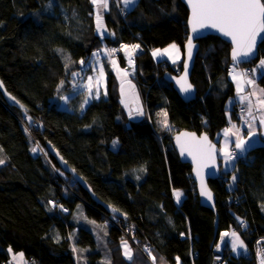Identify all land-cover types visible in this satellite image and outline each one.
Wrapping results in <instances>:
<instances>
[{"label": "trees", "instance_id": "16d2710c", "mask_svg": "<svg viewBox=\"0 0 264 264\" xmlns=\"http://www.w3.org/2000/svg\"><path fill=\"white\" fill-rule=\"evenodd\" d=\"M121 7L111 2L103 14L109 30L105 36L97 32L92 0H0V79L24 106L9 105L0 93V264H10L11 253H21L29 264H78L79 247L90 250L87 264H99L102 254L94 233L73 221L78 203L86 217L105 228L113 264L121 263L119 243L126 237L158 262L176 264L178 257L180 264H211L212 244L232 227L245 243L246 256H229V264H254L253 243L264 237L263 136L236 160L230 171L236 173L233 188L221 172L209 180L216 235L214 213L200 205L191 166L180 161L172 143L180 129L205 131L213 140L230 121L236 122L234 106L240 102L226 106L235 93L230 44L211 34L198 39L190 74L196 96L185 102L162 77L167 70L175 73L174 67H161L150 53L170 43L183 52L185 5L180 0H137L125 17L119 15ZM122 42L142 49L134 56V69L145 116L127 119L114 73L106 69V97L93 98L84 107L83 94H78L69 100L70 109L60 107V98L74 87L72 73L82 72L81 61L102 44ZM117 58L123 66L122 54ZM258 59H264V39L258 56L240 66L252 67ZM182 62L175 66L180 71ZM256 82L264 88V71ZM35 141L43 148L52 144L98 200L125 218L104 224L112 214L59 169L48 151H33ZM174 189L184 190L179 205ZM244 201L258 214L246 227L239 221L247 216Z\"/></svg>", "mask_w": 264, "mask_h": 264}, {"label": "rangeland", "instance_id": "374dc122", "mask_svg": "<svg viewBox=\"0 0 264 264\" xmlns=\"http://www.w3.org/2000/svg\"><path fill=\"white\" fill-rule=\"evenodd\" d=\"M111 2H113L116 7L117 6L120 7L122 5V4H120V0H109V6L106 9L98 7L97 5L93 4V6L95 7V14H96L95 15L96 16V27H97V16L99 15L101 18L100 19V28L98 29V27H97L98 34L105 35V36L108 34L109 30L107 29V27H105L103 14L109 10ZM136 2L133 5H130V7L135 6ZM124 7H125V5H124ZM125 8L127 9L128 6ZM129 10L130 9H127V11H129ZM119 15L122 17L127 16V14L123 15V14H121V12H119ZM172 45H174V44H172ZM135 46L136 45L124 46L123 48H127L129 53L135 55L138 53V47H135ZM163 48H160V49H163ZM113 49H115L114 45L106 47V46H103V44H102L101 48H98V50H94L91 52L89 59L84 64H82V68H81L82 72L81 73L77 72L76 75H74V81H73L74 87L71 90V92L64 94L63 97L60 98L59 104H58V105H60V107L65 108V109H70L68 106L69 100L71 99V97L78 95V94H83L82 103H83L84 107L88 104L89 101L93 100V98L100 99V98L106 97V95H107V92H106V88H107L106 70L107 71L109 70V71L114 73L115 80L117 82V91L119 93L120 102L122 103L123 111L125 112V116L127 117V119L128 120H137V119H141L145 116V111H144L145 110V101H143V98L141 97L139 90H137V86L135 84L136 83L135 72H134L135 69L134 70L132 69V67L134 65L133 61H135V60L133 59L131 61L128 58H126L127 61H129L128 64H126V66H125V64L123 66H119L118 58H117V56H115V51H112ZM93 53H97V55L93 56ZM182 56H183V52H182ZM102 57H105L103 59L108 61V62H106L107 63L106 66H104V60L102 59ZM183 58H184V56L181 58V60H183ZM260 60L261 59H258L255 62V64H253V66H252L253 74H256L257 77L260 75V72L262 69L261 67H259ZM163 62H166V61H163ZM257 64H258V66H257ZM176 65L174 64L173 66H176ZM240 65L241 64H237V69H232V70L235 71V70L241 69L242 67ZM89 77H92V80H91L92 95L91 96L89 95V89H88V85H89V79L88 78ZM251 84H256L258 86V91L256 92V95H258L259 98H255V99L253 98V99L257 100V101L259 99H264V93H262L260 91L261 89H264V88L261 85H259V83L256 81H253V83H251ZM97 89H98V95H97ZM85 100H87L88 102L85 103ZM231 100L232 99H230L228 101L227 105H229L231 103ZM241 104L243 105V103H241ZM133 105L136 107V111H132L131 108L133 107ZM255 110L256 109L252 108L253 114L256 116ZM138 111L142 112L143 114L142 115L137 114ZM256 120H258L257 116H256ZM256 120H255V123H256ZM31 121L32 120L29 117L28 123H31ZM240 122L238 119H236L237 127L239 129L243 128L242 130L245 131L247 129V126H248L249 118H247V125L245 126V128L243 127L244 125L242 126L240 124ZM258 128H259V126H258ZM27 131H28V129H27ZM218 134H220V131L215 135V140L216 139L219 140V145H220V148L218 150L219 151V157L221 158V160H220L221 166L219 168V171L222 173V176H224V177H226V176L232 177L234 172H230V171H231L232 167L235 165V161L233 160L231 162H226V159L224 157V143H222L221 137H218ZM259 134H260V132H259ZM261 142H262V140L260 139V135H259L257 137V143L256 144L261 143ZM33 149H36L37 152L43 153V154H45V152L48 151V150H46V148H43L42 146H40L36 141H35ZM228 150H229V148L227 149V151ZM221 173H220V175H221ZM228 186L232 187V178L228 182ZM183 195H184V190H182V193H181V196H182L181 200L184 198ZM174 196L178 202H181L180 198H179L180 201L177 199L176 193ZM247 210H248L247 211V217L242 218L243 222H245V225H247V222L250 220L249 218H251L252 221L258 219V216L255 214V212L251 211L250 204H249V206L247 205ZM252 210H254V209H252ZM73 212H74L73 221H75V223L82 225L86 229H90L92 233L96 234L95 239H96V243H97V250L99 252H101V254H102V258L100 259L99 264H109V261L111 260V258H110V253H108V249H107L108 244L105 243L106 230L103 227V225H101L100 222L93 221L92 219L86 217L84 215L83 205L81 203L76 204L75 210ZM105 219L106 218H104V224H108L112 220L111 218H109V220H108L109 222H106ZM100 230H102V231H100ZM233 233H235L236 236L239 237L240 241H243L242 237H240V234L236 230H234V232H232V235H231V237H232L231 244L236 238L233 236ZM221 234H222V231L219 233L220 237L227 240V242L229 244L230 241H228V239L226 237L222 236ZM122 241H127L129 247L132 250V254L137 255V259L135 260L136 264H150V263L152 264V263H154L153 259H152L153 255L147 254L146 252H144L143 248H141L142 245L140 243H139V245L141 247L136 245L135 240L130 238V237L122 238L120 243H122ZM243 244H244V241H243ZM237 248L240 249L239 245ZM243 249L246 250V247H243ZM89 251H90L89 248H85V247H79L78 248V255H79L78 261H77L78 264H87V258H88L87 255H88ZM122 252L124 253V247L122 249ZM16 254L17 253H15V258H18V256ZM150 259H151V262H150ZM135 262L132 260L131 264H135ZM159 262H161V261L159 260ZM159 262L157 260H155L156 264H158Z\"/></svg>", "mask_w": 264, "mask_h": 264}, {"label": "snow or ice", "instance_id": "6c2138e0", "mask_svg": "<svg viewBox=\"0 0 264 264\" xmlns=\"http://www.w3.org/2000/svg\"><path fill=\"white\" fill-rule=\"evenodd\" d=\"M92 3L104 9L108 8L109 6V0H92ZM123 3L125 7H127L129 5H133L135 3V0H123ZM188 3L192 11V16L189 23L192 25L193 32H196L198 28L211 27L217 29L224 36L230 37L234 45L232 51L233 61L238 62L242 57L247 58L255 54L257 37H260L261 34L264 33V0H188ZM100 19L101 18L98 15V29L100 28ZM261 38L264 39V37ZM188 45L189 56H191V38H189ZM135 47H139V45H136ZM171 47L175 48L176 46L172 45ZM112 51H115V49H113ZM165 52H167V50H165ZM158 54H160L159 50H156L153 53L154 56ZM96 55L97 53H93V56ZM81 63L83 64L84 61H81ZM259 67L264 68V59L260 60ZM72 75H76V73H72ZM88 79L89 95L91 96L92 77H89ZM247 83L251 84L253 83V81L248 80ZM191 88V84L182 85V91L184 92L190 91ZM260 91L264 93V89H261ZM252 95H255V93H252ZM240 99L241 101L249 100L248 97L244 96H242ZM87 102L88 101L85 100V103ZM258 104L264 106V99H259ZM258 111H264V108H258ZM137 114L142 115L143 113L138 111ZM164 115L165 117L167 116L166 113ZM247 115L250 117L248 126L251 129L253 123L256 120V116L253 114L252 111L251 100H249ZM259 122L261 126H264V115L260 117ZM163 126L165 128L168 127L166 119L163 122ZM229 131V129H225L226 136L228 135ZM232 134L237 136V142L235 143V147L237 149H240L241 152H243L245 150L246 141L237 133ZM254 134V132H250V136ZM179 140L180 138L177 137L178 142ZM193 141L195 152L198 153L202 159L207 158L208 160H214L215 146L209 145L207 136L202 137L200 140H195L193 134ZM33 151H36V149H33ZM185 151H187L189 155H193V158L196 159V156L193 153V148H185V146L181 144V154H183ZM224 157L226 159V162H231L234 159L233 153L227 151L226 149L224 150ZM2 163H4V161L0 160V164ZM205 166L207 165L205 164ZM197 174H200L199 168ZM138 178L139 177H137V179ZM235 179L236 177L233 176V180ZM201 194L206 195L209 199H211L210 192L202 190ZM180 195L181 194L179 192L176 193L178 200L180 198ZM225 235H227V233ZM233 236L236 237L235 240L232 242V250L235 252L237 251L238 245L240 248H243L244 244L243 241L239 240V237L236 236L235 233H233ZM122 244L124 247V255L127 259L131 260V248L129 247L127 241H122ZM146 251L148 250L146 249ZM152 259L155 264L156 258L152 257ZM262 264H264V261H262Z\"/></svg>", "mask_w": 264, "mask_h": 264}, {"label": "water", "instance_id": "95a60500", "mask_svg": "<svg viewBox=\"0 0 264 264\" xmlns=\"http://www.w3.org/2000/svg\"><path fill=\"white\" fill-rule=\"evenodd\" d=\"M180 2H182L185 5V7L187 8V10L189 12L188 17H187L188 37L184 43V48H183L184 58H183V62L181 64V66L183 68H182V71L178 75L172 74L170 71L167 70V72L163 73L162 77L166 81H169L171 83L172 88H174V90L176 91V93L178 94V96L181 99H183L185 102H190V100H193L196 96V87H194L193 83L191 82L190 74H191V71L194 67L193 64L195 62V59L197 57L196 54H197L198 49H199L198 39L205 37L209 34L215 35L218 38L220 37L223 41L230 44L231 50H230L229 54H230V58L232 61H233L232 51H233L234 45H233L230 37L224 36L222 33H220L215 28H211V27L198 28V30L196 32H193L192 25L189 23L191 16H192V11H191V7L188 3V0H180ZM261 37H264V33H262L260 37H257L256 50H255L254 55L249 56L247 58L242 57L238 62L237 61H234V62L237 64H242V63L250 62L253 59H255L258 56L259 45L263 42V39ZM189 38H191V44H192L191 56H189V45H188ZM185 84H191L192 85V88L190 91H188V92L182 91V85H185ZM0 93L9 105L16 106V107L18 106L19 108L24 109V106L20 105L18 103V101L15 99V97L12 96L10 94V92L5 88V85H3L1 79H0ZM131 109H132V111H136V107L134 105ZM259 120L260 119H258V121ZM193 134H194L195 140H200L202 137L207 136L209 145L215 146V150H214V157L215 158H214V160H208L207 158L202 159L200 157V155L195 152ZM260 134L264 138V126H261ZM177 137L180 138L179 142L177 141ZM172 143H173V147L175 148L176 152L179 155L180 161L184 162V163H188L191 166L192 179L196 185L197 195L199 196L200 205L210 208L212 210V212L214 213L215 218H214V222H213V227H214V235H216L217 229H218V227H217V225H218L217 208L215 205V195H214V193L210 187V184H208V183H209V180H214L215 178L220 176V171H219L220 162H219V156H218V152H219L218 151V143L214 140L212 141L210 139V137L208 136V134L204 131H202L201 133H198L197 131L188 130V129H180L179 131H177L173 136ZM181 144H183L185 146V148L192 147L193 153L196 156V159L193 158V155H189L187 151H185L183 154H181ZM46 148H47L49 154L51 156H53L54 159H56L57 164L59 166V169H61L65 173L71 175L73 177V179H76L77 183L84 190H87L89 192V194L91 195L93 200H95L96 202L97 201L100 202L104 206L105 210H107L108 213H111L117 217L121 216V217L125 218L120 211L113 208L110 204H105V203L101 202L100 200H98V198L95 196V194L93 193L92 189L87 184V182H85L84 179H82L80 177V175H78L76 173L75 169L70 168V166L66 163L64 158L61 157L58 150L56 148H54L52 144L47 143ZM205 164L207 166H205ZM198 168H199V172H200L199 175L197 174ZM202 190L210 192L211 193V199H209L208 196H206V195H202L201 194Z\"/></svg>", "mask_w": 264, "mask_h": 264}, {"label": "crops", "instance_id": "0c3cea01", "mask_svg": "<svg viewBox=\"0 0 264 264\" xmlns=\"http://www.w3.org/2000/svg\"><path fill=\"white\" fill-rule=\"evenodd\" d=\"M136 1L137 0H135V2ZM120 4H122L124 6L123 0H120ZM127 9H132V7H130V5H129ZM172 44H174L176 47L175 48L171 47ZM172 44L170 43L169 45H166V47H164L163 49H160V48L156 49L155 48V51L159 50L160 54L155 55V56L152 54V57L155 60L157 59V60H162V61H166V62L168 61L170 64H172V65L175 64L176 65L179 61H181V58L183 56H182V51H181L179 45H176L175 43H172ZM165 50H167V52H165ZM257 66H258V64H257ZM263 71H264V68L261 69V72H263ZM234 77H236V78H234ZM229 78H230L231 82L233 83L235 93H234L233 97L230 98V99H232L231 103L229 105H227L228 101L230 100L229 99L227 101V103H226V106L231 108V106H233V103L237 102V101L243 103V105H245V107H247L244 117L249 118V121H250V117L247 115V112H248V107H249V100H251L252 108L256 109L255 110L256 111V115H260V117L262 115H264V111H258V108H264V106L263 107L260 106L258 104V101L254 100L255 98H259L258 95H256V92L258 91V86L256 84L247 83V81L250 78H249V76L247 74H245L243 68L234 71L232 73V75H230ZM252 93H255V95H252ZM242 96L248 97L249 100L241 101L240 98ZM248 124H249V122H248ZM225 129H229L230 130L227 136L225 135ZM250 132H254L255 134L250 136ZM259 132H260V129L258 128V121L257 120H256V123L255 122L253 123V126H252L251 129L249 128V126H247V129L245 131H243L242 129H239L237 127V123L235 121H230L227 126H225L223 129H221L220 134H218V137H221L222 143H224V150L225 149L227 150L228 148H230L232 146H235V143L237 142V136L233 135L232 133H237L239 136H241L246 141V146H245V150H244V151H246V150H248V149H250V148H252V147L257 145L256 144L257 143V137L260 135ZM238 150H240V149H238ZM233 176L236 177V173H233L232 177H229L230 179H228V182H229L231 180V178H232V187H229L227 185V187H229V189L233 188L235 186V184H236L235 180H233ZM177 192H179L181 194L182 190L181 189H174L173 190L174 199H175L174 195ZM181 198H182V196L180 195V200H181ZM175 203L177 205H179L181 202H178L176 200ZM243 204H245V206L247 207V205L249 206L250 202L244 201ZM250 209H251V211L255 212V214L258 216L255 206L250 204ZM252 209H254V210H252ZM247 211H246V215H247ZM239 220H240V223L243 226L246 227L245 222H243V219L239 218ZM234 230H236V229L234 227H232V228H229L227 232L223 231L222 234H221L222 236L226 237L228 239V241H230V243L228 244V242H227V244L230 245L231 248H232V244H231L232 237H231V235H232V232H234ZM226 233H227V235H225ZM95 235L96 234H94V236ZM105 237H106L105 243L108 244L107 243V239H108L107 232L105 233ZM225 241H227V240H225ZM244 247H245V243H244ZM119 248H120L119 257H120L121 263L118 262L117 264H131L132 260L135 262V260L137 259V255L136 254H132V259L129 260V259L126 258V256L122 252V249H123V244L122 243H119ZM107 249H108V253H109L108 245H107ZM243 251L245 252L246 250L243 249V248H240V249L237 248V251H235V252L232 250V254H233V256L237 257ZM10 255H11V258H12V261H13V262H11V264H27L28 263V260L26 259V257H23V255L21 253H17L16 254L19 259L15 258V253H11ZM111 257L112 256H111V253H110V258ZM116 259H117V257H116ZM112 260H113V258H111V260L109 261V264H113ZM176 261H177L176 264H180V261H179L178 257L176 258ZM150 262H151V259H150ZM159 263L160 264H170L168 262H164V263L159 262ZM135 264H136V262H135ZM152 264H154V263H152Z\"/></svg>", "mask_w": 264, "mask_h": 264}, {"label": "built area", "instance_id": "2783aa9c", "mask_svg": "<svg viewBox=\"0 0 264 264\" xmlns=\"http://www.w3.org/2000/svg\"><path fill=\"white\" fill-rule=\"evenodd\" d=\"M120 12L121 14L125 15L127 14V9L125 7H121L120 8ZM134 45H139L138 43H133ZM117 45L115 46V49H117ZM139 49H141V47H138ZM140 52V51H138ZM119 52L116 53L115 50V55H117ZM135 68V64L133 65L132 69L134 70ZM229 68L232 69H237V64L234 61H231V63H229ZM135 72V71H134ZM236 107V118L239 120L240 124L245 128V126L247 125V118L244 117V111H245V107H243V105L241 103H237L235 105ZM243 129V128H242ZM233 155H234V159L239 158L241 156H244L246 154L243 152H240L239 150H234L231 149L230 150ZM109 218H111V222H109ZM109 218H106L105 221L109 222V223H114L117 224V217H114L113 215H110ZM108 223V224H109ZM219 238L218 242L212 246V262L211 264H229V256H232V248L230 245L227 244V241H225L223 238L220 237V235L217 237ZM253 258H254V264H262V261H264V237L261 238H257L254 243H253ZM244 254L246 256L245 253H241Z\"/></svg>", "mask_w": 264, "mask_h": 264}, {"label": "bare ground", "instance_id": "6f19581e", "mask_svg": "<svg viewBox=\"0 0 264 264\" xmlns=\"http://www.w3.org/2000/svg\"><path fill=\"white\" fill-rule=\"evenodd\" d=\"M134 44H132V43H130V44H125V43H119L117 46V49H116V53L117 52H119L117 55H115V56H118L120 53L122 54V56H123V58H124V61H125V66H126V64H128V62L129 61H127V59L126 58H128L129 60H135V58H134V54H131V53H129V51H128V49L127 48H123L124 46H133ZM166 45H169V44H166ZM166 47V46H165ZM121 49V50H120ZM157 49V48H156ZM159 49V48H158ZM138 51H142V49H139L138 48ZM155 50H151L150 51V53H151V55L153 54V52H154ZM131 58V59H130ZM154 59V58H153ZM253 61V60H252ZM134 62V64H135V61H133ZM154 62L155 63H159L160 65H161V67H163V68H167V65H171L172 67H174V69H175V73H172V74H175V75H178L181 71H180V69H179V67H175V66H173L172 64H170L168 61L167 62H163L162 60H155L154 59ZM251 62V61H250ZM246 63H248V62H246ZM183 68V67H182ZM243 70H247L248 71V73H246V71H245V74H247L249 77H251V78H253V81H256V79L258 78L257 77V75H254V74H252V67H249V66H245V67H243ZM233 71V70H232ZM231 71V69L229 68V75H232V73L234 72H232ZM236 71V70H235ZM235 107V106H234ZM243 107H245V105H243ZM246 108L247 107H245V111H244V116H245V112H246ZM257 117H258V119H260V115H256ZM258 121V120H257ZM258 124L260 125V123H259V121H258ZM205 132V131H204ZM209 136V135H208ZM211 139V138H210ZM212 140V139H211ZM214 141H216L217 143H218V150H219V148H220V145H219V140H215V137H214V139H213ZM212 140V141H213ZM231 149H236V150H238L235 146H232V147H230L229 148V152H231L230 150ZM240 151V150H239ZM249 150H246V151H244L243 153H245L246 152V154L244 155V156H241V157H239V158H236V159H233L235 162H236V160L237 159H240V158H243V157H246V155H247V152H248ZM241 152V151H240ZM218 156H219V152H218ZM220 160H221V158L219 157V162H220ZM220 166H221V162H220ZM113 215V214H112ZM113 216H115V215H113ZM117 217V216H116ZM118 218H120V217H118ZM240 221V220H239ZM229 229V228H228ZM228 229L227 230H223L224 232H227L228 231ZM222 231V232H223ZM189 235V234H188ZM182 239H184V237H182ZM218 240H219V238L217 239V241H216V243L218 242ZM216 243H214V244H212V246L213 245H215ZM242 253H245L244 251L242 252ZM10 258H11V255H10ZM11 262H12V258H11V261H10V264H11ZM27 264H29V261H28V263Z\"/></svg>", "mask_w": 264, "mask_h": 264}]
</instances>
